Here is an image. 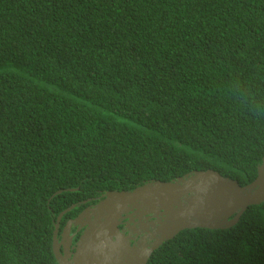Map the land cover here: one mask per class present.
<instances>
[{
    "label": "trees",
    "instance_id": "1",
    "mask_svg": "<svg viewBox=\"0 0 264 264\" xmlns=\"http://www.w3.org/2000/svg\"><path fill=\"white\" fill-rule=\"evenodd\" d=\"M263 156L264 0H0V264H57L88 196ZM148 264H264V201Z\"/></svg>",
    "mask_w": 264,
    "mask_h": 264
},
{
    "label": "water",
    "instance_id": "2",
    "mask_svg": "<svg viewBox=\"0 0 264 264\" xmlns=\"http://www.w3.org/2000/svg\"><path fill=\"white\" fill-rule=\"evenodd\" d=\"M262 159L256 177L246 184L207 168L171 180L153 179L132 189L107 190L104 200L80 213L75 221L72 218L67 221L61 241L58 237L60 221L65 212L76 205L72 204L59 213L53 232L59 264H148L152 253L165 240L186 228H224L235 224L250 206L264 201V156ZM123 212L131 220L154 215L159 223L157 229L150 230L146 224L147 233L136 241V235L120 228ZM86 214L89 219L85 221L77 249L73 257L68 258L69 253L63 254L59 246L62 242L69 245L74 237L70 234L71 223L81 221L83 225ZM126 226L130 225L126 222ZM142 228L136 226L133 231L141 233ZM149 235L155 238L152 243L147 239Z\"/></svg>",
    "mask_w": 264,
    "mask_h": 264
},
{
    "label": "flooded vegetation",
    "instance_id": "3",
    "mask_svg": "<svg viewBox=\"0 0 264 264\" xmlns=\"http://www.w3.org/2000/svg\"><path fill=\"white\" fill-rule=\"evenodd\" d=\"M109 191V190H108ZM106 192H107V190L104 192V191H102L101 193H98V194H96V195H93V196H88L87 198H84V199H81V200H79L76 204H79L78 206H80V211L79 212H77L76 213V215H74L73 217H70V218H67L66 220H65V223H63V218H61V221H60V226H59V231H58V237L60 238V240L61 241H63L64 240V231H65V226H66V223H67V221L69 220V219H73L74 221L77 219V217H79V215H80V213H82V212H85L86 210H89V209H92L93 208V206H95L96 204H98V203H100L102 200H104L107 196H106ZM73 209H74V207H73ZM70 210V209H69ZM76 210V209H75ZM88 216H89V214L87 215H85L84 216V218H83V221H84V224L83 225H81V221H78L77 223H74V221L71 223V232H70V234H74V237H73V239H72V241L69 243V245L68 246H66L65 244H64V242H62L61 244H60V246H59V250L63 253V254H65L66 253V251L69 253V256H68V258H71V257H73V255H74V252L76 251V249H77V241H78V239H79V237H80V235L82 234V232H83V230L85 229V226H86V224H85V221L86 220H88L89 218H88ZM122 216L124 217V218H122V220H123V223L120 225V228L121 229H124V231L126 232V233H132L133 235H136L137 236V238H136V241L137 240H140V239H142V237H143V235H145V233H147L146 231H145V229H144V227L146 226V224H147V226H149V229L151 230V229H154L155 228V230L157 229V226H158V220H157V217L156 216H154V215H152V216H150L149 218H147V215H144V216H142V217H135V219L134 220H131L129 217H126L127 216V213H125V212H123L122 213ZM92 219H94L95 218V216L93 217V215H91L90 216ZM56 221H57V218H56ZM126 222L130 225V226H126ZM136 222H137V224H136ZM152 222H156L157 224L156 225H153V223ZM81 226V227H80ZM140 227V226H142L143 228H142V231H141V233H137V234H135L134 233V228L135 227ZM56 228V227H55ZM55 228H54V230H55ZM54 230H53V232H54ZM158 235L160 234L159 232L157 233ZM147 239H148V241L150 242V243H152L153 241H154V239L155 238H153L151 235H149L148 237H147ZM53 251H54V240H53ZM55 253V252H54ZM55 257H56V259H57V264H59V260H58V258H57V256H56V254H55Z\"/></svg>",
    "mask_w": 264,
    "mask_h": 264
}]
</instances>
